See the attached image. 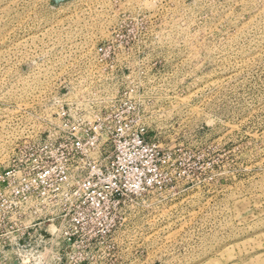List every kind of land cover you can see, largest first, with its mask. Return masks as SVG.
<instances>
[{"label": "rangeland", "instance_id": "obj_1", "mask_svg": "<svg viewBox=\"0 0 264 264\" xmlns=\"http://www.w3.org/2000/svg\"><path fill=\"white\" fill-rule=\"evenodd\" d=\"M108 41L144 72L100 71ZM67 103L103 129L143 123L129 177L150 184L110 218H67L51 249L3 202V173L61 133ZM88 146L69 180L105 158ZM0 264H264V0H0Z\"/></svg>", "mask_w": 264, "mask_h": 264}, {"label": "built area", "instance_id": "obj_2", "mask_svg": "<svg viewBox=\"0 0 264 264\" xmlns=\"http://www.w3.org/2000/svg\"><path fill=\"white\" fill-rule=\"evenodd\" d=\"M110 42L103 46L112 47L113 51L98 50L94 54V63L100 71L144 72L142 67L136 68L139 62L132 59L130 52L116 50ZM70 105L63 104L58 113L61 133L20 150L17 163L3 173V202L14 208L19 217L28 219L25 229L38 226L35 230L38 244L42 246L43 242L51 249L67 248V218L72 217L76 227L84 218H110L119 211L123 200L143 194L150 184L129 177L137 168L138 155L150 149L143 123L136 121L133 125L134 117L126 116L122 120L112 119L114 123L103 129L95 125L100 113L92 115ZM86 124L90 126L85 128ZM88 144L97 153L105 154V158L94 159L89 174L83 178L69 180L67 154L88 151ZM45 223L46 228L42 226Z\"/></svg>", "mask_w": 264, "mask_h": 264}]
</instances>
